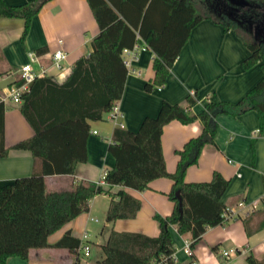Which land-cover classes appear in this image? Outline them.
I'll use <instances>...</instances> for the list:
<instances>
[{
	"label": "trees",
	"instance_id": "obj_1",
	"mask_svg": "<svg viewBox=\"0 0 264 264\" xmlns=\"http://www.w3.org/2000/svg\"><path fill=\"white\" fill-rule=\"evenodd\" d=\"M46 1L30 0L11 5L0 0V17L22 18L23 40L32 17ZM88 2L99 26L91 40L92 50L73 62L61 83L51 76L37 77L21 95L20 111L33 133L10 147L28 150L38 162V168L28 176L0 185V264L11 256L27 259L32 248L49 246L48 233L86 211L88 201L97 194L110 196L105 212L107 222L135 217L140 200L124 187L143 190L152 179L161 176L172 180L166 195L173 202V208L166 216L153 215L158 233L147 235L110 229L101 245L102 257L98 262L179 264L172 256L175 247L170 226L180 234L188 232L193 246L207 227L220 222L225 209L221 196L228 185V179L218 171L212 172L209 181L187 182L186 169L198 162L206 144H214L219 113L237 116L255 110L257 134L263 133L264 76L235 102L209 100L195 114L190 110L195 99L187 95L185 104L162 100L156 115L145 116L136 130L115 126L107 148L114 163L103 175L105 184L121 186L115 193L102 183L95 182L94 187H90L82 180L75 181L70 190L48 191L45 175L72 174L75 165L87 159L89 121L102 119L122 95L127 75L122 57L125 47L140 43L154 53V74L143 86L151 91L164 84L191 28L201 19L210 18L224 30L233 29L248 48V55L241 60L243 69L259 62L264 71V0H210L215 6L211 14L199 12L194 0ZM38 52L35 51L37 55ZM38 89H41L40 94ZM4 110L5 104L0 101V157L6 156L9 150L4 143ZM173 119L181 123L198 120L201 130L175 150L178 160L174 171L169 172L161 148V133L163 126ZM253 145L254 138L250 143L252 150ZM177 190L180 200L175 193ZM261 201L264 205V192ZM79 244L80 240L66 231L54 246L73 251ZM245 259L248 264L263 263L251 254Z\"/></svg>",
	"mask_w": 264,
	"mask_h": 264
},
{
	"label": "crops",
	"instance_id": "obj_2",
	"mask_svg": "<svg viewBox=\"0 0 264 264\" xmlns=\"http://www.w3.org/2000/svg\"><path fill=\"white\" fill-rule=\"evenodd\" d=\"M4 1L15 5L30 0ZM194 1L197 10L212 13L215 9L210 0ZM23 26L22 18L0 17V75L17 68L30 58L31 53L39 50L40 62L48 70L46 75L58 83L64 80L77 58L92 50L91 40L99 31L88 0H48L32 17L29 30L21 40ZM135 44L138 45L137 59L132 60V70L127 67L123 92L117 100L123 128L129 130H136L145 116L156 115L162 100L185 104L187 95H191L195 101L190 110L196 114L209 100L235 102L264 76L259 62L248 69L242 68L241 60L248 55V48L233 29L224 30L221 24L210 18L201 19L191 28L164 84L153 87L151 91H146L143 86L153 77L154 53L144 44ZM56 49L66 52V57L61 61L63 69L52 63L51 55ZM12 76L0 78V89L14 79ZM20 105L21 102L5 103L4 143L9 150L6 156L0 157V185L12 182L16 177L28 176L38 168V162L28 150L10 147L33 133V128L20 111ZM106 116L104 113L102 119L89 121L87 159L78 162L72 174L45 175L48 191L70 190L78 180L94 187L95 182L113 165L114 159L107 148L115 125ZM216 120L218 128L214 144L203 147L198 162L187 167L184 178L187 182L209 181L213 171L221 173L228 179L221 201L225 209H232L235 213L222 224L206 228L192 246V258L197 264H242L238 258L251 254L264 264V205L263 208L259 206L264 192V131L257 134V114L252 109L237 116L219 113ZM200 130L198 120L181 123L173 119L163 126L161 148L167 171L173 172L175 169L178 160L175 150ZM253 138L252 150L250 143ZM171 184L170 178L161 176L152 179L143 190L124 187L139 198L140 207L135 217L118 218L112 222L105 220L109 194H97L88 201L86 211L48 233L49 246L32 248L27 259L8 257L4 264H99L101 245L105 243L110 229L138 231L147 235L158 233V223L153 215L166 216L171 213L173 202L166 195ZM103 185L112 193L121 188L118 185ZM170 230L175 262L182 264L189 261L190 258L181 248L185 239H191L190 234H180L174 226H170ZM66 231L88 244L87 255H84L82 248L71 251L54 246ZM259 232L263 234L252 242ZM223 243L235 247L220 250ZM243 249V252H239ZM224 251L228 255H223ZM209 253L213 256L210 257ZM233 253L236 258L231 259Z\"/></svg>",
	"mask_w": 264,
	"mask_h": 264
},
{
	"label": "built area",
	"instance_id": "obj_3",
	"mask_svg": "<svg viewBox=\"0 0 264 264\" xmlns=\"http://www.w3.org/2000/svg\"><path fill=\"white\" fill-rule=\"evenodd\" d=\"M122 54H126V56L123 57V62L125 65L132 70V60L137 59L138 55V45L134 44L131 47H125L122 50ZM66 57V52L61 49H56L53 51L51 58L52 63L55 67L59 69H63L61 61ZM14 73H17L16 76H14ZM48 73L47 67L44 66L40 62V58L37 54L31 53L30 58L18 66L15 69L9 70L3 74L0 75V78H8L12 76L14 78L13 80L7 82L4 84L0 89V101L5 103L12 102V103H20L22 101V93L27 91L29 89V84L37 77L45 76ZM191 94L193 92L191 91ZM107 119L109 122L113 123V125L118 127H123V122L120 119L122 116V112L118 106L117 101L113 103L111 108L106 112ZM94 132V131H93ZM96 183H102L104 184L103 176H101L100 179L96 181ZM234 211L232 209H224L221 214V220L218 224H222L228 217H231L234 215ZM85 236V235H84ZM83 236V238H84ZM86 237V236H85ZM192 239H185L182 251L185 254L186 257L190 258L191 264H197L195 260H193V250L191 246ZM78 248H82L84 255H87L89 253V246L85 241H80V244ZM233 251V250H232ZM235 251V250H234ZM233 251V252H234ZM243 250H239V252H243ZM223 255H228V252L224 251ZM173 256V254H172ZM174 259V257H173Z\"/></svg>",
	"mask_w": 264,
	"mask_h": 264
},
{
	"label": "rangeland",
	"instance_id": "obj_4",
	"mask_svg": "<svg viewBox=\"0 0 264 264\" xmlns=\"http://www.w3.org/2000/svg\"><path fill=\"white\" fill-rule=\"evenodd\" d=\"M198 11L199 12H203V13H207V14H211V12H207L206 10H202V9H199L198 8ZM241 33V32H240ZM246 40H249V38L248 37H246V35H242ZM240 38V37H239ZM241 39V38H240ZM242 40V39H241ZM259 206H260V208H263V206H262V203L260 202L259 203ZM96 217H98L99 218V216L98 215H96ZM102 221H100V223H101ZM100 223H96V224H100ZM260 229H262V227L260 228ZM263 233L262 232H259V233H257L254 237H253V241L252 242H256L258 239H259V236H261ZM235 246H227L226 244H224L223 243V245L220 247V250H228V249H233ZM236 254L235 253H233L232 254V256H231V259H234V258H236V256H235ZM209 256L210 257H212L213 255H212V253L210 254L209 253ZM216 258L218 259L219 258V256H218V254L216 253ZM238 262H240V263H242V264H244V262H245V264H248V262L246 261V259H245V257H241V258H238Z\"/></svg>",
	"mask_w": 264,
	"mask_h": 264
},
{
	"label": "water",
	"instance_id": "obj_5",
	"mask_svg": "<svg viewBox=\"0 0 264 264\" xmlns=\"http://www.w3.org/2000/svg\"><path fill=\"white\" fill-rule=\"evenodd\" d=\"M175 193H176V196L178 197V199L180 200V195H179L178 190Z\"/></svg>",
	"mask_w": 264,
	"mask_h": 264
},
{
	"label": "flooded vegetation",
	"instance_id": "obj_6",
	"mask_svg": "<svg viewBox=\"0 0 264 264\" xmlns=\"http://www.w3.org/2000/svg\"><path fill=\"white\" fill-rule=\"evenodd\" d=\"M240 2H242V0H240Z\"/></svg>",
	"mask_w": 264,
	"mask_h": 264
}]
</instances>
